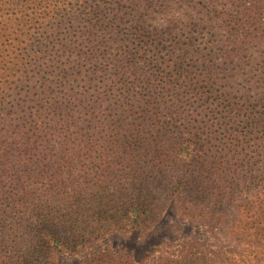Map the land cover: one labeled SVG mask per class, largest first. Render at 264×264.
I'll return each mask as SVG.
<instances>
[{
	"label": "trees",
	"instance_id": "16d2710c",
	"mask_svg": "<svg viewBox=\"0 0 264 264\" xmlns=\"http://www.w3.org/2000/svg\"><path fill=\"white\" fill-rule=\"evenodd\" d=\"M156 11L179 17L168 20L169 46L157 49L147 27ZM135 16L130 38L122 26ZM232 16L215 0H0L1 262L27 264L42 237L78 254L101 235L150 227L160 195L136 159L166 132L181 169L170 198L233 238L234 161L245 146L248 161H264V116L249 115L243 134L233 128L244 119L232 108L231 76L214 69L213 41L194 38L205 24L217 40L218 18ZM254 228L260 248L264 218Z\"/></svg>",
	"mask_w": 264,
	"mask_h": 264
},
{
	"label": "rangeland",
	"instance_id": "374dc122",
	"mask_svg": "<svg viewBox=\"0 0 264 264\" xmlns=\"http://www.w3.org/2000/svg\"><path fill=\"white\" fill-rule=\"evenodd\" d=\"M227 7L232 8L235 18L232 19L233 16L230 18L232 19L230 24L222 17L218 18L217 40L207 33L205 24L194 33V38L213 41L214 69L221 76L228 74L231 76L230 80L234 85L232 108H237L238 114H242L241 117L244 119L240 127L233 125V128L243 134L241 132L247 128L249 115L264 116V13L261 14L264 12V0H215L217 11L222 12ZM258 9L263 11L256 14ZM251 11L253 16L244 18V15ZM135 17L132 19L126 17L122 26L130 38L137 34V22L141 21L140 17L136 19ZM171 18L179 17L156 11L147 21L149 31L154 34L151 42L153 48L161 44L169 46V43L162 41L170 37L168 34L170 31L166 28ZM182 24L178 38L183 43L187 35ZM176 35L174 36L177 37ZM253 36H256V39ZM135 39L137 36H134ZM244 42L248 45L242 48ZM141 57L139 53V58ZM189 62L201 66L200 62ZM154 65L152 63V66ZM148 73L149 69L143 70L141 74ZM149 136L150 134L146 135ZM164 136V141L159 145L145 143L139 147L138 153L141 156L136 159L137 166H141L145 173L149 174L155 192L160 195L159 208L150 227L132 232L114 231L101 235L88 242L86 248L78 254L59 252L48 239L42 237L37 243V252L32 255L33 258H27L23 263L191 264L190 260L187 261L188 256L189 259L207 257L209 259L207 264H218L222 257L230 258V260L223 258L224 264H264V238L262 247L259 248L253 235L256 231L254 221L264 218V161H259L256 165V162H250L246 158L248 154L251 155L250 150L245 149L246 146L239 149L240 159L234 161L233 168L236 181L232 205L235 212L234 235L233 238L227 239L219 227L195 222L191 217L184 216L181 205L170 198L177 189L176 180L180 178L181 169L178 167L175 143L170 141L172 133L166 132ZM242 138L245 140V135H242ZM218 139V144H222L221 133ZM160 160L165 164L163 170L158 165ZM12 217L5 218L7 227L15 222ZM13 245L14 241L7 245L10 255L15 252ZM16 260L11 257L1 262L0 259V264H17Z\"/></svg>",
	"mask_w": 264,
	"mask_h": 264
}]
</instances>
